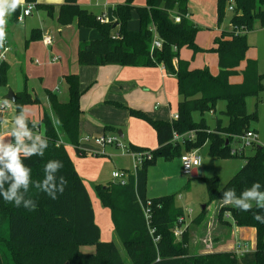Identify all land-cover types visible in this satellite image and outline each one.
Wrapping results in <instances>:
<instances>
[{"label": "trees", "instance_id": "obj_1", "mask_svg": "<svg viewBox=\"0 0 264 264\" xmlns=\"http://www.w3.org/2000/svg\"><path fill=\"white\" fill-rule=\"evenodd\" d=\"M133 1L124 0L116 4L113 8L114 20L104 23L80 7L77 0H64L57 10L59 24L67 25L76 19L77 26L95 28L100 34L99 38L78 43L79 65L144 67L162 64L176 77L180 100L177 118L172 121L151 119L139 110L116 104L125 108L129 115L141 118L152 126L157 147L149 150L151 158L143 161L126 183L95 185L96 197L101 206L109 209L114 232L131 264H264V223L253 218L254 213L264 216V209L253 207L252 211L244 212L223 204L217 212L219 220L226 212L235 225L255 228L254 250L240 254H192L187 251L186 229L179 237L174 234L179 226L178 218L184 214L182 207L176 205L174 194L153 198L146 196L147 168L155 164L157 158L169 160L179 157L206 142L210 155L230 156L233 137L250 130V121L257 119L256 112L246 111L245 98L249 95L258 97L264 89V73L258 71L254 59L246 57L249 49L246 34L253 29L255 21L264 27V0H231L230 29L221 31L214 38L215 46L208 49L217 54L219 70L215 75L207 67L190 68L188 60L179 58L181 48H187L193 54L201 51L195 42L198 26L187 17L188 0H145L144 6H136ZM229 1L216 0L218 21ZM25 2L34 3L37 9H43L50 17L55 12L51 4L38 3L37 0ZM133 9L138 14L137 30L128 29ZM19 11L18 7L13 13V20ZM174 15L179 16V21H174ZM151 26L162 40L159 49H150L153 38ZM39 36L40 30L32 29L28 40H36ZM242 61L245 66L241 82H230L229 78L236 73ZM7 70L6 62L2 63L0 86L6 84ZM64 81L68 91L66 101H59L56 93L45 91L51 114L44 111L39 121L41 137L44 135L49 141L43 157L32 156L23 162L31 168L32 179L36 181L44 178V166L49 160L62 161L64 167L57 175L66 178L67 186L55 200L30 187L27 195L36 202L35 211L22 206L17 208L0 197V264H126L112 241L100 239L90 196L67 152L66 146L71 145L81 156L85 155L84 150L78 147L80 97L83 91L76 73L64 75ZM218 99L226 102L223 111L228 118L226 125L219 124L217 120L213 130H210L203 121L192 120L193 111H212ZM33 103H37V98L26 88L14 93L16 115L21 111L19 106ZM28 128H34L29 119ZM105 128L112 129L110 126ZM188 131L195 132L193 140L184 143L171 141L173 133ZM249 148L253 152L239 154L244 164L223 186H219L215 176L203 179L208 201L222 202V193L228 189H235L239 196L255 182H259L261 191H264V146L256 144ZM127 150L144 149L130 146ZM147 200L150 204L145 217L141 205H145ZM84 245L94 246V252H82L80 247Z\"/></svg>", "mask_w": 264, "mask_h": 264}, {"label": "crops", "instance_id": "obj_2", "mask_svg": "<svg viewBox=\"0 0 264 264\" xmlns=\"http://www.w3.org/2000/svg\"><path fill=\"white\" fill-rule=\"evenodd\" d=\"M44 1L49 2L45 3ZM63 1L64 0H37L38 3L51 4L55 7V12L51 17L48 16L43 9H37L36 7H34L31 13L28 16H25L22 21H19L16 18L13 20V13L7 17L6 38L9 41L10 50L7 53L5 62L8 64L9 69L12 67V64L9 62L13 59H18L23 62L27 58L34 64H41V62L44 64L49 62L52 56H59V60L55 62L57 67L56 74L59 77V81L65 82L64 75L76 73L78 75L80 89L83 91L80 97V114L78 120L79 138L86 136L92 137L101 133H117L119 137H121L120 139H122L123 145H125L124 147L129 148L130 146H133L144 150L155 149L157 147V138L152 126L141 118L129 115L125 108L118 107L116 104H121L126 107L139 110L151 119L172 121L174 120L173 116L177 112V104L180 100L177 93L175 75L169 73L162 64L144 67L120 65H79L77 63L78 43L82 40L99 38L100 34L95 28H80L74 27L73 25H59L57 22V10L58 6L62 4ZM123 1L124 0H77V3L80 7L87 9L91 13H95L96 17L104 15L107 22H109L114 20V6ZM25 3L26 2H24V4ZM133 4L136 6H144L145 0H134ZM212 6H214V4ZM187 8V17L193 23L196 22L189 14L191 10H196L201 15L205 16L206 7L202 4V0H188ZM94 9H96V12L93 11ZM33 15L38 16V18L40 17V19L42 17V23L40 26H34L37 24L32 19ZM44 17H46L45 20H43ZM32 29H39L40 36L36 40L29 41L28 39ZM128 29H138V14L135 9L131 11V19L128 22ZM221 31L224 30H220L217 34L213 35L209 46L200 47L195 37L197 46H199L201 50H208L211 47H214V38L217 37ZM45 33L49 34L52 38V44L49 46H46L41 42L42 36ZM253 48L254 46H252V49ZM211 52L212 53L205 52L202 56V60H199L197 59L198 56L193 54L191 50L181 48L179 50V58L182 60H188L190 68L207 67L210 73L215 75L219 70L217 54L213 51ZM251 52L252 51H250V55L246 54V57L254 59L257 62L258 68V61L256 57L251 55ZM209 55L210 57H208ZM32 56L34 59H32ZM173 65L174 67L176 66V59L173 60ZM244 66L245 62L242 61L238 65L236 73L229 78L230 82H241L242 69ZM235 77L238 78V80H233ZM39 80H42V76L39 77ZM44 89L45 91L49 90L56 93L59 101L64 102L68 99V97L59 96V88L57 86H54L53 89L46 87H44ZM44 89L42 91H35L34 88L29 90L30 94L37 98V103H35L37 107L35 108L34 117H32L33 115H31L28 111V105L23 109L25 115L29 121L33 123V125L39 124L44 111L49 112L50 110ZM12 93L14 94L15 92ZM256 101H259V95L256 97ZM210 112H213V110ZM252 112H256V110ZM3 113H0V115ZM14 120L15 118L4 119L7 126L3 130L0 129V135L5 136V143L15 141V137L10 135V131L14 125ZM217 120H219V124L221 125L227 124H223L220 118H215V125ZM106 126H110L112 129L105 128ZM250 130H253L256 134V131L251 127ZM31 131L33 132V129H31ZM33 134L36 135L35 132H33ZM78 141V147L85 152L84 156H81L79 152H76V149L71 145H67L66 149L84 184H86L87 179L93 184V186L97 184L106 185L107 183L114 182L113 180H107L109 179V173L111 175L113 170L121 169L127 170L128 172L132 171L134 161L131 154L128 152L117 150V146L115 145H106L103 148H100L95 145L91 139L88 141ZM232 143L238 142L232 141L231 144ZM231 144L230 149L232 148ZM247 149L248 148H245L241 153L246 155ZM196 150L198 151V149ZM90 151H94L95 153L92 154ZM175 158L176 159L174 160L173 158L169 160L171 163L175 162L177 168L173 171V174L165 176L166 178H170L172 175L182 176L179 157ZM160 159L162 158H157L156 162ZM113 160L117 162L121 161V163L118 164L119 167L116 168L114 164V168L111 169V172L105 171L106 167L104 165L106 163L110 164ZM200 174L201 162L197 168H194L191 171L190 175L200 176ZM88 194L91 200L92 193L88 191ZM93 201L94 204H92V207L94 211V220L100 230V239L102 241H113L117 238V236L113 229L109 209L101 206L98 198L96 197L95 191ZM223 204L224 202L215 203V210L213 211L212 216L208 219L205 218V216L201 217V220H199L200 218L195 219L198 216L197 215L189 218L188 221L182 225V229H185L187 226L186 230L189 232L188 242H204V238L202 239L200 235L198 236L200 226H206L208 231L206 236L208 234L212 236L210 238L211 243L209 246L208 244H205L200 248H196L199 245H193V248L198 249V254L210 252H234L237 254L238 252H236L235 247L238 243L245 246V251L254 250L256 237L255 228L245 226L240 227L235 225L228 213L225 212L226 214H223L224 216L222 219L218 220V224L213 225L215 222L213 221V226L210 225V223L208 225H204L206 222L210 221L213 216L216 218L218 209ZM203 207L204 205L201 209H203ZM82 247L83 246L80 247V250L85 252L84 249L82 250ZM88 251L89 252L87 253H92L91 249H88Z\"/></svg>", "mask_w": 264, "mask_h": 264}, {"label": "rangeland", "instance_id": "obj_3", "mask_svg": "<svg viewBox=\"0 0 264 264\" xmlns=\"http://www.w3.org/2000/svg\"><path fill=\"white\" fill-rule=\"evenodd\" d=\"M202 4L206 7L205 16L201 15L196 10H191L189 12L190 16H192L191 18L196 22L195 24H197L198 26V31L195 37L200 47L209 46L213 35L217 34L218 31L230 29V25H229L230 10L228 9L229 2L226 4L224 9V14L219 21L217 20V7L215 5L216 4L215 0H202ZM213 4L214 6H212ZM93 11L96 12V9H94ZM93 14L95 15V13ZM32 19L37 24L34 26H40V24L42 23V17L40 19V17L38 18V16L33 15ZM45 19L46 17L43 18V20ZM68 25L79 27L77 26L76 19L72 20L71 23L65 26ZM80 28L83 27L80 26ZM246 41L250 46L246 54L250 55V51H252L251 55L256 57L258 61L259 71L261 73H264V27H261L258 21H255L254 29L247 32ZM252 46H254L253 49ZM205 52L212 53L210 50L198 51L197 53H195V55L198 56L197 59L202 60V56L204 55ZM190 56H191V52H190ZM208 57H210V55ZM32 59H34L33 56ZM13 60H10L9 62L12 64V67L9 69L8 66L6 84L0 86V103L6 100L4 96L9 91L18 92V91H22L24 88H26L28 91L31 88H34L35 91H42L44 87L53 89L54 86H57L59 88V94H60L59 96L68 97V91L65 82L59 81V77L56 74L57 67L55 62H47L49 64L47 63L42 64V62L40 61L42 64L41 65V64H34L31 61H29L27 58L23 62H21V60L19 61L18 59H13ZM40 76H42L41 81L39 80ZM233 80H238V78L235 77ZM258 95H259L258 102L256 101L255 96L249 95L245 98V104L248 112H252L256 110L257 119L255 121H250L249 126L256 131V136H257L256 144L260 146H264V89H262V91ZM225 104H226L225 100L218 99L215 104V108L213 112L204 111L203 113H200L197 110L193 111L191 113L192 120L194 122L203 121L210 128V130H212L215 126V118H220L222 120V123L226 124L228 122V119L222 113V111L225 109ZM27 105H28V111L30 112L31 115H33L32 117H34L35 108L37 106L35 105V103L27 104ZM27 105H24L23 107ZM6 111L7 112L0 115V129L2 130L5 129L7 126L6 123L4 122V119L15 118L16 116L13 102L10 101L9 107ZM49 113L51 114L50 110ZM120 142L123 144L122 139H120ZM231 146L238 147L239 144L232 143ZM117 150L121 151L119 147H117ZM246 152H247L246 155H248L251 154L253 150L248 148ZM198 153L201 156L200 176L184 175L181 171L182 176L172 175L170 178H166L165 176H170L169 174L174 173L173 171L176 170L177 166L175 162L171 163L170 160H164L163 158L158 160L155 164L150 165L147 168V173H146L147 196L153 198L163 195L174 194L175 203L176 205L182 207L185 214L186 222L188 221L189 218L195 217L199 214H200L199 220H201V217L204 216L205 218L208 219L209 217L212 216V213L215 210L214 209L215 203L221 202V201H215V202L208 201V198L205 193L203 179L206 177L215 176L218 180L219 186L221 187L229 180L231 176H233L241 168V166L244 163V160L239 156L240 153L236 155H230L227 157H218V156L210 155L208 152L207 142L198 148ZM174 159L176 158H173V160ZM119 163H121V161L117 162L114 160L113 162H110V164L106 163L104 165L106 167L105 171L111 172V169L114 168V164L115 167L117 168L119 167L118 165ZM180 170H181V163H180ZM110 176L111 175L109 173V179L107 180L112 181L113 179ZM85 185L87 190L90 193H92L91 204H94L93 201L94 186L87 179ZM203 205L204 207L203 209H201ZM223 216L224 215H222L221 219L223 218ZM218 220L219 219L217 218V215L216 218L215 216H213L210 219V221L206 222L204 225H208L209 223L210 225H212L213 221H215L213 225H216L218 224ZM185 229H183V231ZM206 233H208L207 227L200 226L198 231V236L200 235L202 239L204 238L203 239L204 242L200 241L199 243H192V242H188L189 232L186 230L187 248H188L187 251L189 253L198 254V249L196 248H200L202 245L204 246L205 244H208V246L210 245L211 243L210 238L212 236H210L209 234L206 236ZM112 242L119 249L125 263L131 264L119 239L115 238ZM196 244H198L199 246L193 248V245ZM83 249L86 253L89 252L88 249H91L92 250L91 252H93L92 245H84L82 247V250Z\"/></svg>", "mask_w": 264, "mask_h": 264}, {"label": "clouds", "instance_id": "obj_4", "mask_svg": "<svg viewBox=\"0 0 264 264\" xmlns=\"http://www.w3.org/2000/svg\"><path fill=\"white\" fill-rule=\"evenodd\" d=\"M24 2L25 0H0V47H3L6 41L7 17ZM7 103L5 101V104ZM19 107L21 111L15 116L14 125L10 131L15 141L5 143V136L0 135V197L17 208L22 206L29 211H35L37 204L27 195L30 187L55 200L58 194H63L67 180L63 175H57L64 167L63 162L59 160H49L45 164L42 180L32 179V170L23 161L32 156L43 157L49 141L44 135L42 138L39 134H33L28 128L24 107ZM222 198L225 205H230L240 211H252L253 207L264 209V191H261L259 182L244 189L239 196L235 189H228L222 193ZM253 218L264 223V216L259 213H254Z\"/></svg>", "mask_w": 264, "mask_h": 264}, {"label": "built area", "instance_id": "obj_5", "mask_svg": "<svg viewBox=\"0 0 264 264\" xmlns=\"http://www.w3.org/2000/svg\"><path fill=\"white\" fill-rule=\"evenodd\" d=\"M34 7H35L34 3H25L24 5L20 6L19 7L20 11L16 19L19 21H22L25 16H28L31 13ZM228 9L230 11H232L233 9V2L231 0L229 1ZM96 18L98 19L99 22H102V23L107 22V19L104 15H99ZM173 19L174 21H179V16L174 15ZM150 29L153 33V38H152L150 49L153 50L155 48L157 49L161 48L162 40L160 39L158 33L156 32L154 27L151 26ZM41 42L44 45L49 46L52 44V38L49 34L45 33L42 36ZM9 50H10L9 41L6 38L4 46L0 47V65L6 61L7 53L9 52ZM58 60H59V56L54 55L52 56V58H50L49 62H57ZM5 101H7L8 103L5 104ZM5 101L0 103V113L5 112L9 107L10 101L8 100H5ZM173 118L176 119L177 114H175ZM33 132H35V134L42 135L41 125L40 124L35 125V127L33 128ZM194 137H195L194 131H188L183 134L173 133V137L171 141L184 143L186 140H193ZM90 139L93 141L95 145H97L100 148H103L106 145H115L119 147L122 152H128L129 154H131L133 161H134L133 169L131 172H128L127 170H121V169H115L111 172V177L113 181L119 184L126 183L130 175H135V171L137 167H139V165L143 161L151 158V152L149 150L128 151L126 147H124V145L121 144L120 137L117 133H101V134H98L92 137L86 136V137L79 138V140H85V141H88ZM233 141H236L239 144L238 147H234V148L232 147L230 149V153L235 155V154L241 153L245 148H249V147L256 145L257 137L253 130H248L242 135L234 136ZM90 153L93 154L95 152L90 151ZM179 160L181 163L182 173L184 175H190L191 171L200 165L201 156L199 155L196 149H192L190 151L182 153L179 156ZM149 204H150V201L147 200L145 205H141V208H142V211L145 217L148 216ZM178 223H179V226L174 230V234L177 237L181 236L183 232L182 225L186 223L185 214H183L182 216L178 218ZM244 248H245L244 245H242L241 243H238L237 246L235 247V250L236 252L240 254L245 251Z\"/></svg>", "mask_w": 264, "mask_h": 264}, {"label": "water", "instance_id": "obj_6", "mask_svg": "<svg viewBox=\"0 0 264 264\" xmlns=\"http://www.w3.org/2000/svg\"><path fill=\"white\" fill-rule=\"evenodd\" d=\"M114 26H115V24H114ZM5 99L8 101L14 102V94L11 91H9L7 93V95L5 96ZM65 264H68V263H65Z\"/></svg>", "mask_w": 264, "mask_h": 264}]
</instances>
